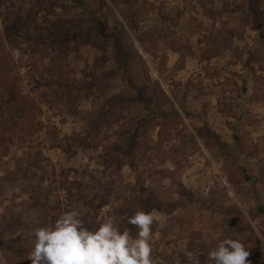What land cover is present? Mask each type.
<instances>
[{"label":"rangeland","instance_id":"1","mask_svg":"<svg viewBox=\"0 0 264 264\" xmlns=\"http://www.w3.org/2000/svg\"><path fill=\"white\" fill-rule=\"evenodd\" d=\"M137 208L154 264H264V0H0V264Z\"/></svg>","mask_w":264,"mask_h":264},{"label":"clouds","instance_id":"2","mask_svg":"<svg viewBox=\"0 0 264 264\" xmlns=\"http://www.w3.org/2000/svg\"><path fill=\"white\" fill-rule=\"evenodd\" d=\"M123 227L115 214H105L97 227L86 226L77 210L65 211L51 224L30 232L31 264H154L151 244L154 215L137 208ZM212 264H251L250 252L236 239L224 238L208 252Z\"/></svg>","mask_w":264,"mask_h":264},{"label":"trees","instance_id":"3","mask_svg":"<svg viewBox=\"0 0 264 264\" xmlns=\"http://www.w3.org/2000/svg\"><path fill=\"white\" fill-rule=\"evenodd\" d=\"M260 211H261V212H263V211H264V209H263V208H260Z\"/></svg>","mask_w":264,"mask_h":264}]
</instances>
